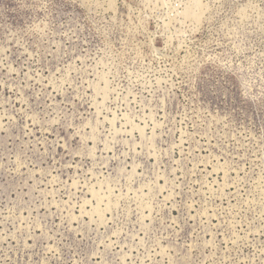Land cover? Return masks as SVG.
Here are the masks:
<instances>
[{
	"label": "rangeland",
	"instance_id": "obj_1",
	"mask_svg": "<svg viewBox=\"0 0 264 264\" xmlns=\"http://www.w3.org/2000/svg\"><path fill=\"white\" fill-rule=\"evenodd\" d=\"M0 264H264V0H0Z\"/></svg>",
	"mask_w": 264,
	"mask_h": 264
}]
</instances>
